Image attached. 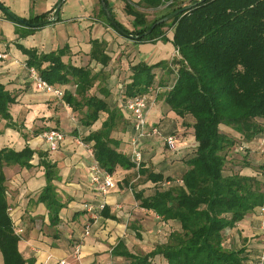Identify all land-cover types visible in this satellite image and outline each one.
<instances>
[{
    "label": "trees",
    "instance_id": "obj_1",
    "mask_svg": "<svg viewBox=\"0 0 264 264\" xmlns=\"http://www.w3.org/2000/svg\"><path fill=\"white\" fill-rule=\"evenodd\" d=\"M105 1L118 25L132 35L143 34L159 19L182 9L171 20L157 24L149 34L136 39L137 42L167 41L166 28H173L172 43L179 55L151 65L144 62L131 65V81L119 91L122 101L151 92L157 87L154 70H165L167 77L162 84L167 89L157 96L181 118L185 132L192 130L197 143L193 154L185 160L187 169L180 182L146 167L144 161L137 167L131 156L121 150V141L112 137L113 130L126 119L121 104H111L108 74L104 70L111 59L106 53V41H91V59L103 65L99 71L90 66L65 63L62 57L69 52L67 46L48 53L20 44L18 47L27 55L26 65L35 68L47 82L75 85L73 91L65 89L62 98L79 114L84 127H91L103 116L101 127L81 139L91 144L95 160L106 172L113 174L118 167L133 169L145 182L150 181L153 191L146 194L144 188H132L134 198L141 207L154 211L163 221L175 226L165 235L164 242L156 243L145 253L131 252L120 239L112 254L122 256L129 264H156V256L164 259L163 264H256L262 250L261 236L259 248L247 246V238L242 237L238 224L264 203V161L258 164L262 178L255 172L256 161L245 155L239 161L246 165L243 168L240 165L241 170L227 171L225 166L240 152L241 140L247 142L246 148L264 151L259 143L264 134V0H190L185 5L181 0H141L139 5L149 8L167 4L166 10L150 21L146 13L126 2L125 11L134 16L133 29L119 22L108 0ZM98 5L99 18L115 29L101 0ZM187 5L189 7L185 8ZM50 14L51 11L23 18L31 24L44 21L37 27L14 21L19 36H27L51 23L45 22L51 18ZM15 101L16 97L0 82V119L7 120V127L17 129L10 112ZM53 128L56 127L50 129ZM22 135L28 138L27 134ZM36 152L46 179L37 201L47 208L48 226L54 230L52 237L59 238L60 213L67 202L62 200L54 183L59 179L57 163L49 159L46 151H35L28 143L22 149L4 146L0 148L3 264L34 263L19 250L21 237L9 211L4 168L13 165L30 168ZM244 168L254 169L255 174L243 172ZM124 181L129 183L128 178ZM167 181L170 184L167 185ZM100 214L112 216L106 206ZM229 230L236 232L235 235L230 237Z\"/></svg>",
    "mask_w": 264,
    "mask_h": 264
},
{
    "label": "crops",
    "instance_id": "obj_2",
    "mask_svg": "<svg viewBox=\"0 0 264 264\" xmlns=\"http://www.w3.org/2000/svg\"><path fill=\"white\" fill-rule=\"evenodd\" d=\"M0 1L20 17L29 18L50 11L52 17L59 0ZM140 1L108 0V4L116 19L128 29H133L134 16L125 11L126 2L146 13L147 19L148 13L161 7H143L139 5ZM98 3L99 0H64L57 21L41 26L24 37L19 36L17 24L7 19L0 10V54L5 55L0 56V82L16 97V101L10 106V112L13 122L18 126L17 129L7 127V120L0 119V148L9 146L22 149L28 143L35 151H46L49 159L57 163L59 179L54 183L62 200L67 202L60 213L59 238L54 239V230L48 226L47 208L37 201L39 192L46 184L44 168L38 165L39 154H34L33 166L30 168L19 165L4 168L10 215L16 227L23 229L19 233V250L26 259H33V264H60L62 260L69 264H129L122 256L112 254L113 247L120 239L131 252H146L156 243L164 242L165 235L175 229L170 221H163L154 211L141 207L134 195L128 193L124 178H129L128 174L133 169L118 167L112 174L113 185L108 195L102 197L97 184L91 180L92 166L96 161L91 144L83 141L81 136L99 129L103 116L91 127H84L80 123L79 114L62 97L37 89L29 76L27 55L18 47L20 44L48 53L67 46L69 52L62 57L65 63L90 66L99 71L103 65L91 59V41H106V53L111 59L104 70L108 74L111 104L120 105L119 91L124 84L131 81V65L138 62L151 65L178 56L172 43L174 29L166 32L169 38L167 41L157 39L137 42L102 21L98 16ZM154 71L157 74V87L150 92L151 96L156 89L160 94L167 89L162 84L167 77L165 70L156 68ZM159 82L160 86L156 84ZM58 86L64 90L75 89L72 83ZM95 90L96 87L93 91ZM124 116L126 121L113 130L112 137L119 139L121 150L130 155L134 132L131 120L125 113ZM181 122V118L157 96L155 103L147 111V123L149 127L158 124L160 135L144 137L140 141L145 166L173 179L179 173L177 182L187 169L185 160L191 156L185 148L187 135L184 134L185 126ZM52 127L65 134L60 148L55 152L50 151L43 137V133ZM34 130L42 132L34 135ZM22 133L27 134L28 138L25 139ZM167 135L177 137L176 150L164 148V137ZM159 144L162 145L158 146ZM244 144L248 145L247 142ZM147 192L146 194L151 193ZM103 199L106 200L107 210L112 216L100 214L94 220L92 213L83 205L98 203ZM258 209L249 213L238 224L242 237L247 238L245 244L254 248L261 246ZM87 226L90 232L84 234ZM235 233L233 230L228 231L230 237ZM79 242L81 252L77 257L74 246ZM154 261L156 264H163L164 259L156 256Z\"/></svg>",
    "mask_w": 264,
    "mask_h": 264
},
{
    "label": "built area",
    "instance_id": "obj_3",
    "mask_svg": "<svg viewBox=\"0 0 264 264\" xmlns=\"http://www.w3.org/2000/svg\"><path fill=\"white\" fill-rule=\"evenodd\" d=\"M177 54H178V50H177ZM0 56H5V55L0 54ZM29 73H30L29 76L31 82L37 89L47 93H52L59 98L63 97L64 89L61 86H58L56 84H51L46 80H44L40 76L39 72L33 67L29 68ZM151 91H154V89L152 88ZM158 92L159 90L156 89L153 96H151L150 92H148L133 97H129L123 101L120 99L121 101L120 104L123 112L131 120V127L133 129L134 135L131 139L132 149L130 156L131 159L137 164V167H139L141 161L143 160V153L140 147V141L144 137H148L155 134L160 135V131L157 126L152 125L149 127L147 123V111L149 107L155 103ZM43 137L46 139L50 151L55 152L60 148V145L65 138V134L62 130L53 128L45 131L43 133ZM164 141L170 149L173 150L177 149V145H176L177 138L174 135H168L164 137ZM259 143L264 147V134L260 137ZM243 147H246V144L243 143L242 145H240L239 149L241 150L243 149ZM91 180L97 184L98 192L102 195L103 198H105L108 195L111 186L113 185L112 174L106 172L103 168L100 167L98 162L95 161L94 165L92 166ZM180 181L181 180H179V182ZM166 184L168 185L170 184V182L167 181ZM105 206H106L105 199L98 201V203H85L83 205V207L87 211L92 213V218L94 220H97V218L100 216V213L105 208ZM258 215L260 217L259 230H260V236L263 240V245H262L260 258L256 264H264V203L259 207ZM22 231H23L22 228L16 229V232L18 234L21 233ZM89 232H90V228L87 226L85 228L84 234H88ZM80 252H81V245L79 242L74 246V253L77 257H79ZM59 263L69 264L65 260H62Z\"/></svg>",
    "mask_w": 264,
    "mask_h": 264
},
{
    "label": "rangeland",
    "instance_id": "obj_4",
    "mask_svg": "<svg viewBox=\"0 0 264 264\" xmlns=\"http://www.w3.org/2000/svg\"><path fill=\"white\" fill-rule=\"evenodd\" d=\"M181 2H182L181 3L182 5L188 4V0H181ZM165 10H166V4L161 6L160 8H158V10L155 11V12L151 11L150 13H148L149 14L148 20L149 21L152 20L153 18H155L157 15L161 14ZM166 29H167V31H170L172 28H166ZM222 128L227 130V128L225 126H222ZM228 131H230V130H228ZM184 134L187 135V138L185 139L186 140L185 143H187L185 145V148L189 151L188 154H193L194 149H195V143H196V141H195V139L193 137V132L191 130V132H185ZM241 142L246 143V141H244V140H241ZM161 145L162 144H159L158 146H161ZM176 145L178 147V141L176 142ZM163 146H164L165 149H170L168 147V145L165 143V141L163 142ZM246 150H248V151H246ZM239 151L240 152H237V154H234L235 158L232 157L231 160L227 161L226 166H225L226 170L227 171H233V170L239 171V170H241V168H243L246 165H244V164L241 165V163H239V161H241L242 155H245L246 158H248L250 160L254 159L256 161L257 164L254 166L255 172L258 173V176L260 178H262L263 176L261 174L260 168H258V166H259L258 164H260L262 161H264V151L257 150V149H254V148H246V147H243V149H241V150L239 149ZM244 152H245V154H243ZM142 161H144V156H143V160ZM243 172L251 173L253 175L255 174L254 169L250 170L249 168L248 169L244 168ZM135 173L136 172L132 171L130 174H128L129 183L125 184L128 193L133 195L132 188H138V189L139 188H144L146 191H148L147 193L152 192L153 188L150 187L151 182L150 181H146L145 182V180H144L145 178L139 177ZM179 176H180L179 173H177L175 175V179H177ZM145 184H149V186H146ZM144 185H145V187H144ZM261 242H262V245H263V240H261ZM137 252L138 253H145L142 250H139ZM0 263H3L1 253H0Z\"/></svg>",
    "mask_w": 264,
    "mask_h": 264
},
{
    "label": "water",
    "instance_id": "obj_5",
    "mask_svg": "<svg viewBox=\"0 0 264 264\" xmlns=\"http://www.w3.org/2000/svg\"><path fill=\"white\" fill-rule=\"evenodd\" d=\"M63 1L64 0H59L58 1V4L54 10V14L51 18L45 20V22H54L58 17H59V12H60V8L63 4ZM200 1H203V0H200ZM101 5L103 7V9L105 10L106 14H107V17L108 19L110 20V22L112 23V25L115 27V29L121 33L122 35L124 36H127V37H130V38H134L135 40L136 39H139L147 34H149L153 28L157 25V24H161L165 21H169L171 20L173 17H175L176 15H178L182 9L180 10H176L172 13H170L169 15L159 19L154 25H152L151 28H149L147 31H145L143 34H140V35H132L130 33H127L124 29H122L117 21L115 20L114 16L112 15V13L110 12L109 8H108V5L106 3L105 0H101ZM189 5H187L185 8H188ZM0 10L4 13V15H6L8 18H10L11 20L15 21V22H18V23H21V24H25V25H32L34 27H37V26H40L44 23V21H38V22H35V23H29L28 21L24 20L23 17H20L19 15L15 14L13 11H11L8 7H5L2 2L0 1Z\"/></svg>",
    "mask_w": 264,
    "mask_h": 264
}]
</instances>
